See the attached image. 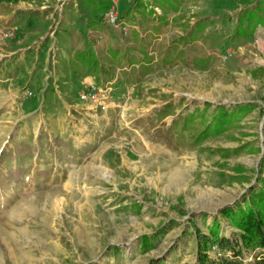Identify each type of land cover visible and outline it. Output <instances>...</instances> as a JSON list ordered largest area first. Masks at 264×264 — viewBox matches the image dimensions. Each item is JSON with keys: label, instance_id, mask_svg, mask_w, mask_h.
<instances>
[{"label": "rangeland", "instance_id": "obj_1", "mask_svg": "<svg viewBox=\"0 0 264 264\" xmlns=\"http://www.w3.org/2000/svg\"><path fill=\"white\" fill-rule=\"evenodd\" d=\"M215 1L192 0L191 9L192 16L213 22L209 26L213 30L190 48L191 54L212 55L210 65L168 72L165 81L146 86L149 98L138 107L173 102V116L188 113L192 110L188 105L203 107L205 102L251 103L253 109L224 134L177 149L150 140L145 116L135 120L130 126L139 125L142 136L128 133L124 143L116 140L97 160L100 164L88 170L87 183L71 181L70 188L62 189L64 199L49 198L47 209L41 206L46 196L38 197V210L20 223L30 225V236L8 237L0 228V264H150L153 258H161V264L219 262L209 254L211 245L209 261H199L197 231L210 236L218 223L222 236L235 237V227L222 210L243 206L251 186H260L264 29L259 27L251 39L230 40L240 7L255 0H224V7L214 6ZM29 92L24 102L35 96ZM80 99L92 102L82 99L81 93ZM173 116L165 121L171 123ZM130 138L133 142L127 141ZM235 148L238 153L224 152ZM144 235L150 236L153 246H142Z\"/></svg>", "mask_w": 264, "mask_h": 264}, {"label": "crops", "instance_id": "obj_2", "mask_svg": "<svg viewBox=\"0 0 264 264\" xmlns=\"http://www.w3.org/2000/svg\"><path fill=\"white\" fill-rule=\"evenodd\" d=\"M111 8L128 21L127 34L108 22ZM191 9L192 0H0V228L8 237L30 236V225L20 223L38 210V197L46 196L47 209L49 198L64 199L71 181L87 183L88 170L116 140L142 136L130 125L166 103L138 107L149 98L148 84L209 56L190 53L213 30L211 18ZM200 20L207 23L199 38L181 42ZM9 28L15 37L4 39ZM109 83L102 106L80 99L89 84ZM29 91L35 96L24 102Z\"/></svg>", "mask_w": 264, "mask_h": 264}, {"label": "trees", "instance_id": "obj_3", "mask_svg": "<svg viewBox=\"0 0 264 264\" xmlns=\"http://www.w3.org/2000/svg\"><path fill=\"white\" fill-rule=\"evenodd\" d=\"M206 23V20L198 21L191 34L180 37V41L197 40L198 34L204 30ZM260 26L264 27V2H259L255 7L243 10L239 14L229 39L235 41L253 37ZM92 59L93 56L90 53L83 62L90 64ZM153 59L152 56L144 54L146 62H151ZM212 60V55L197 57L193 64L199 68H207ZM188 106L187 109H192L188 113L183 112L173 116L176 115V106L173 102H169L156 109L155 115L148 116L146 129L150 140L174 149L182 146L196 147L210 137L224 134L254 107L251 103L227 106L215 105L211 102H205L203 107L197 103L193 107ZM168 116H173L171 123L165 121ZM239 150V148L224 149V152L229 155L232 152L238 153ZM260 171L263 173L257 179L260 186L258 188L251 186L250 196L244 201V205H237L236 208L226 207L222 210V214L240 230L239 238L221 236L218 223L213 224V229L210 230L211 236L197 231L198 258L201 263L209 261L207 251L210 245L217 244L230 253L231 257L223 258L218 263L210 261L211 264H264V157ZM142 240V246L148 248L153 246L149 235H144ZM246 253L253 256L248 263L244 262ZM161 262V258H153L150 264H161Z\"/></svg>", "mask_w": 264, "mask_h": 264}, {"label": "built area", "instance_id": "obj_4", "mask_svg": "<svg viewBox=\"0 0 264 264\" xmlns=\"http://www.w3.org/2000/svg\"><path fill=\"white\" fill-rule=\"evenodd\" d=\"M108 22L111 25L119 28L124 34H127L130 30V25L128 21L123 16H121L115 8H111L108 11ZM15 34L16 29L9 28L6 31L2 32L1 37L11 38L15 37ZM111 89L112 83H109L105 86L101 84H89L85 89L81 91V97L85 100H91L93 103H95V105H97V107L102 106L105 96L111 91ZM29 94H31V91L28 93V95ZM209 254L216 261H220L223 258L231 257L230 253H227L217 244L211 245ZM250 256H252V254L246 253L245 259H248V257Z\"/></svg>", "mask_w": 264, "mask_h": 264}]
</instances>
